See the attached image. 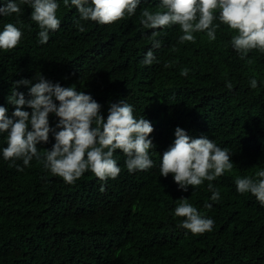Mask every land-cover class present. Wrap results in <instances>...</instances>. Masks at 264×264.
Returning <instances> with one entry per match:
<instances>
[{
  "label": "trees",
  "instance_id": "1",
  "mask_svg": "<svg viewBox=\"0 0 264 264\" xmlns=\"http://www.w3.org/2000/svg\"><path fill=\"white\" fill-rule=\"evenodd\" d=\"M159 2L141 0L133 16L108 25L81 21L80 32L76 8L57 0L61 24L46 44L39 43L28 5H20V14L0 16V31L13 23L23 33L15 48L0 50V106L9 118L14 82L42 74L91 94L105 117L110 103L124 99L154 129L150 169L129 172L117 150L121 172L115 179L100 181L87 171L73 184L35 158L28 166L15 161L23 167L18 171L3 158L7 134L0 133V264H264V205L235 186L237 176L264 169V53L253 50L241 59L229 43L234 32L222 24L214 41L199 32L195 43H180L178 26H169L155 30L161 47L152 49L156 59L145 65L153 30L141 25L140 13L155 11ZM184 68L187 76L180 74ZM16 90L30 98L27 86ZM57 123L50 114V127ZM176 127L232 153L233 169L211 182L218 201L210 199L208 181L183 191L171 174L160 176V156ZM54 142L50 133L48 143L37 145L41 157ZM182 197L214 221L211 231L192 234L179 227L183 218L174 209Z\"/></svg>",
  "mask_w": 264,
  "mask_h": 264
},
{
  "label": "clouds",
  "instance_id": "2",
  "mask_svg": "<svg viewBox=\"0 0 264 264\" xmlns=\"http://www.w3.org/2000/svg\"><path fill=\"white\" fill-rule=\"evenodd\" d=\"M141 0H63L66 7L74 6L79 14L75 26L85 31L81 21H93L108 25L131 17L136 13ZM21 4L28 5L32 11L30 19L38 27L40 44L49 41V33L60 28L61 21L56 12L57 0H7L0 6V16L21 13ZM219 21L215 24L214 21ZM140 23L145 29L153 30L151 48L144 54L142 63L151 65L156 59L152 49L161 47L155 37L156 29L178 26L181 35L179 42L195 43V33L205 32L209 41L216 39L220 25H225L234 34L230 46L244 59L253 50L264 53V0H160L155 11L144 8L140 13ZM23 36L13 23H5L0 31V50L15 48ZM189 69L180 74L187 76ZM33 80L35 82L33 83ZM28 87L26 99L19 86ZM232 89L230 81L225 85ZM255 89L258 82L250 81ZM9 104L15 106L11 118L8 109L0 106V133H6V147L2 149L3 158L11 160L18 171L23 167L15 164L21 160L28 166L35 158L45 170L73 184L90 171L100 181L115 179L121 172L114 153L119 150L126 157L124 163L129 172L145 171L153 166L150 149L154 148L150 134L154 131L151 122L143 116L134 115L133 106L121 99L110 103L107 115L101 113V105L91 94L78 90L73 85L61 86L53 83L42 74L33 79L22 78L14 82V88L7 97ZM24 106L31 111L22 110ZM58 118L55 127H50L49 115ZM54 136L50 150L41 157L37 145L48 143L49 134ZM175 139L160 159V176L172 175L178 188L187 191L208 181L210 199H220L219 190L211 183L225 171L233 169L232 153L221 148L205 136L193 138L180 127L174 130ZM235 186L238 193H250L264 205V169L252 176H237ZM101 191H104L101 185ZM211 208V204H205ZM176 217L183 218L179 227L192 234L211 231L214 221L202 215L186 198L178 199L174 209Z\"/></svg>",
  "mask_w": 264,
  "mask_h": 264
}]
</instances>
